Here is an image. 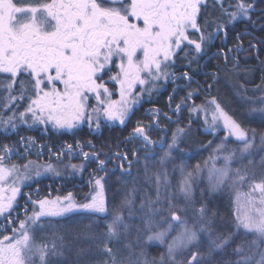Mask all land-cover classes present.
I'll return each instance as SVG.
<instances>
[{"label": "snow or ice", "instance_id": "1", "mask_svg": "<svg viewBox=\"0 0 264 264\" xmlns=\"http://www.w3.org/2000/svg\"><path fill=\"white\" fill-rule=\"evenodd\" d=\"M255 31L264 32V0H0V264H264V210L218 222L209 199L247 185L264 205V176L256 182L254 162L233 167L237 152L243 159L264 150V131L235 118L264 124L258 49L261 82H239L255 71L246 61L241 69L243 36ZM220 58L226 73L212 64ZM222 74L234 81L223 97L212 94ZM165 93L161 108L155 101ZM139 109L144 116L123 139L99 147L48 142L84 124L92 132L123 130ZM221 129L227 135L218 143L196 140ZM192 143L212 149L209 185L198 194L201 166L182 169L178 199L167 165ZM142 152L158 167L145 164L143 177H133ZM85 172L80 200L72 192L54 199L29 193L31 214L25 208L24 219L13 218L23 187ZM76 217L89 220L88 232L67 229L63 222Z\"/></svg>", "mask_w": 264, "mask_h": 264}, {"label": "trees", "instance_id": "2", "mask_svg": "<svg viewBox=\"0 0 264 264\" xmlns=\"http://www.w3.org/2000/svg\"><path fill=\"white\" fill-rule=\"evenodd\" d=\"M244 26L240 25L239 28L242 29ZM235 41V35L230 34L228 45L229 47L232 46V44ZM248 41H252L253 44L256 45V47L252 50H249L248 48ZM257 41H260V43H257ZM243 42H244V51L241 54V69L245 67V61L246 65L249 68L254 69L255 71L251 74H249L247 77H240L239 82L244 83L245 79L250 81L249 83L245 84V87L252 88L255 85L259 84L261 82V66L258 64L257 61V49L259 50V58L264 59V32L255 31L251 32L250 34H245L243 36ZM233 56L235 53L232 54ZM212 64H219L221 69L226 73L227 69H225L223 59H214L212 61ZM232 65L229 64L228 68H231ZM211 69H209L210 71ZM199 81L203 83L204 78L198 77ZM233 79L232 78H226L225 75L222 74L220 84L217 85L216 88L213 89V95L216 94L217 89L219 90L221 96H225L229 94L230 90L233 86ZM195 86V85H193ZM204 98V94H201L200 100H197V103H200V101ZM157 106L164 108L167 103V93L164 95H161L158 100L155 101ZM151 105L145 104L144 108H148ZM144 116V109H139L135 116L133 117L132 121L129 122L128 128H124L121 130V127L119 125L112 126V127H106L102 129V132H92L88 128L87 124L82 125L78 130H75V134L72 132H67L63 135L60 133H56L55 135H52L51 138L48 140L49 143L52 142H67V143H74L76 140H92L94 144H96L97 147H99L101 144H106L111 141H115L117 139H123L128 132L130 131V128L134 121L137 118ZM236 119L243 120L246 127H255L257 129H263L264 124H261L258 119H248L246 116L241 115L237 113ZM186 122V121H185ZM28 135H42V133L39 132H28L25 133ZM225 135V132L221 129L216 136L212 135H201L196 137V140L202 141L204 144H207V141L212 140L214 141L217 136H223ZM154 138L155 134H154ZM233 146V145H232ZM128 147H131V145H128ZM206 148H202L200 143H192L190 146L185 150V152L182 154L181 159L188 160V162L195 164L199 162L205 152ZM87 150V149H85ZM158 152L160 150H157ZM150 155V154H149ZM145 153H140V161L144 158ZM31 159H36L35 156L30 157ZM48 160V156L45 155L40 158V162H45ZM12 162H19L23 163L24 161H16L15 158H13ZM73 163H77L78 161L73 160ZM139 164H136L133 166L132 173L134 174L137 172L139 168ZM118 172V170H117ZM261 176H264V172H262L259 176H257L256 182H259ZM130 179V178H129ZM116 184H115V177H113L109 181V186L106 191V197L109 201L113 199V197L116 195ZM37 188H39V192L37 193ZM248 188L244 189L242 191L243 195L248 196V193L250 192L247 190ZM88 191V172H85L83 175H75L72 177H54V176H46L42 177L40 179L39 184L31 183L29 187H23L22 192L23 195L18 196L17 198V207L15 212H13V218L14 219H24L25 218V208L28 210V214H31L32 210V204L31 201L28 199V194H31L32 199H42V198H49L54 199L57 196H65L68 192H72L77 200H80L84 193ZM220 210L225 213V206L223 203L220 204ZM67 229H70L72 233L75 235L77 233L84 234L89 231L88 224L89 220L86 218H80L76 217L73 218L71 221H64L63 222ZM93 230L95 228L93 227Z\"/></svg>", "mask_w": 264, "mask_h": 264}, {"label": "rangeland", "instance_id": "3", "mask_svg": "<svg viewBox=\"0 0 264 264\" xmlns=\"http://www.w3.org/2000/svg\"><path fill=\"white\" fill-rule=\"evenodd\" d=\"M114 98L118 99V96ZM250 128H254L258 132L264 131V128L263 129H257L255 127H250ZM226 135L227 133L225 132V135L221 137L217 136L214 140V143H218ZM259 143H260L259 136H257L256 144L259 145ZM239 146L240 145L237 143L230 144V147H233V148H238ZM211 151H212L211 148H206L201 160L195 164H192L188 162V160H185V159H177L174 161V163H169L167 165L168 173H169V180H170V185H171L170 190L175 194V196L178 199L180 198L179 185L182 179V169L184 172L192 171L193 168L199 164L201 166V171L196 173V177H195L198 194L200 190L206 189L208 187L209 173H210V169L213 164V162L209 159ZM261 157H264V150L260 149L259 147L252 153V155L246 156L243 159L239 158V152H237V160L234 162L233 167H241V166L247 165L248 160H252L254 162L253 170L255 171L256 177H257L262 172H264V168H262L260 165ZM206 161H207V164H205ZM221 163L222 161H218L216 163V166L219 167ZM145 164H147L149 169H152V170L158 167L155 157L147 161L143 158L140 161V165L138 168L139 172L138 171L135 172L133 174V177L137 175H140L141 178L143 177V170H144ZM246 188H248V186L243 185V186L238 187L236 191H233L232 189H225L221 192L216 193L214 198L209 196V199L212 200V206H213L214 211L218 213V217H217L218 222L223 221L226 223H231L235 219L237 214L258 215L259 210H264V205H261L259 202L260 201L259 193L258 192L251 193V190L248 188L247 190L250 192V194L248 193V196L243 195L242 191ZM253 198L255 199L254 204L250 203V201ZM221 203H223L225 206V210H226L225 213H223L220 210ZM251 238H254V237H250V239ZM152 251H153V254H155L157 249H153Z\"/></svg>", "mask_w": 264, "mask_h": 264}]
</instances>
